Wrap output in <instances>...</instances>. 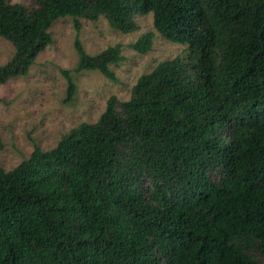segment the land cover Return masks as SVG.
Masks as SVG:
<instances>
[{
	"label": "trees",
	"instance_id": "16d2710c",
	"mask_svg": "<svg viewBox=\"0 0 264 264\" xmlns=\"http://www.w3.org/2000/svg\"><path fill=\"white\" fill-rule=\"evenodd\" d=\"M134 13H151L187 59L158 63L95 123L0 166V264H264V0H0V37L14 47L0 84L27 74L66 16L75 70L117 81L121 45L89 54L78 18L129 33ZM153 37L129 45L144 53Z\"/></svg>",
	"mask_w": 264,
	"mask_h": 264
},
{
	"label": "rangeland",
	"instance_id": "374dc122",
	"mask_svg": "<svg viewBox=\"0 0 264 264\" xmlns=\"http://www.w3.org/2000/svg\"><path fill=\"white\" fill-rule=\"evenodd\" d=\"M31 7L35 0H8ZM137 29L122 33L110 26L104 16L91 21L78 18V38L85 50L97 54L108 46L120 44L124 59L110 68L117 81L97 70L76 71L78 54L74 48L76 30L70 16L55 20L49 27L52 42L40 51L26 75L14 76L0 84V166L9 170L27 158L34 146L53 148L60 137L83 122L95 123L110 95L119 101L129 99L137 78L152 71L162 61L187 59V45L164 38L153 28L151 13H134ZM153 30L151 48L139 53L130 47L142 33ZM14 54L13 45L0 37V65ZM62 70H69L76 85L73 98L65 101L67 81ZM117 110L121 112L120 105ZM214 175V179H218ZM150 183L149 178L144 184ZM259 259L260 256L255 254Z\"/></svg>",
	"mask_w": 264,
	"mask_h": 264
}]
</instances>
